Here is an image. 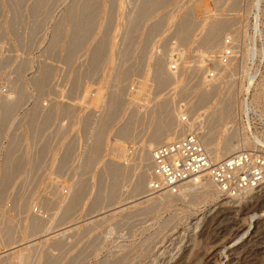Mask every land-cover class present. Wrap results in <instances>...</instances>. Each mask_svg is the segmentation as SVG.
Masks as SVG:
<instances>
[{
    "label": "rangeland",
    "instance_id": "obj_1",
    "mask_svg": "<svg viewBox=\"0 0 264 264\" xmlns=\"http://www.w3.org/2000/svg\"><path fill=\"white\" fill-rule=\"evenodd\" d=\"M181 124L264 156V0H0V264H258L264 185L135 192Z\"/></svg>",
    "mask_w": 264,
    "mask_h": 264
},
{
    "label": "built area",
    "instance_id": "obj_2",
    "mask_svg": "<svg viewBox=\"0 0 264 264\" xmlns=\"http://www.w3.org/2000/svg\"><path fill=\"white\" fill-rule=\"evenodd\" d=\"M234 56V46L231 38L225 39V44L218 61L221 67L229 64ZM171 69L178 70V57L172 60ZM218 73L208 72L207 77L215 78ZM182 120H189L186 108L180 110ZM247 149L238 150L236 154L225 159L213 161L204 147L198 133L191 132L181 138L158 145L152 154V179L148 189L152 194L174 192L185 182L201 185L204 178H211L220 195L240 197L249 189H259L264 185V156H258V162L251 163ZM262 239L264 264V234Z\"/></svg>",
    "mask_w": 264,
    "mask_h": 264
},
{
    "label": "bare ground",
    "instance_id": "obj_3",
    "mask_svg": "<svg viewBox=\"0 0 264 264\" xmlns=\"http://www.w3.org/2000/svg\"><path fill=\"white\" fill-rule=\"evenodd\" d=\"M184 122H186V121H184ZM191 124H193V123H191ZM184 129L185 128L183 125L179 126V127H168V128L161 129L158 132H155L152 135V137L150 138V140L148 141V143H146L144 145L143 150H142L140 157H139V161L141 163H143V168H142L141 174L139 176V180L137 181L136 187H135V192L137 194H142V193H145L147 191L149 192L147 180L152 179V154H153L154 148L158 145L170 142V141L177 139L181 136H185L186 134L184 135V133H185ZM200 129H202V128H200ZM197 133L200 136L204 147L206 148V150L210 154L211 159L213 161H217L220 158L223 159V158H226V157L232 155L240 147V145L232 144V141L231 142L227 141L225 144H223L222 148L219 149V147L216 145L211 146V143L208 142L209 141L207 139L208 137H206L207 135L209 136V134L206 133L207 135L205 136L204 130H200ZM241 147H242V145H241ZM195 185L196 184H193V182H185L179 187V189L176 191V193L168 191V193L164 192L165 193L164 195H166L165 197H169L172 194H179L180 196H183V197H187V196L193 197V199H195V198L196 199L197 198H202V199L208 198L209 199L212 197L213 193L220 194V192L215 187L211 178H204L201 185H199V187L196 186L199 190H196L197 188L195 187ZM253 190L254 189L247 190L246 193L241 194L240 197L247 196ZM161 194H163V193H161ZM161 194H159V195H161ZM74 196H76V195H73V197ZM145 196L146 197L148 196L147 193ZM238 197H235V198H238ZM147 198H148L147 200H150L152 197L149 196ZM162 201L163 200H161V199L158 202L155 201L154 202L155 204H153V205L156 206L158 204L157 206H159V204L162 203ZM262 215H264V213L253 212L250 215V224H249L250 226H249L248 230L245 231L244 234L239 239H236L235 241H233L232 245H229V246H234L238 242H240L241 239L243 238V236H246V234L254 227L255 220L259 219ZM198 225H199V219L196 221V226H198ZM35 228H37V226Z\"/></svg>",
    "mask_w": 264,
    "mask_h": 264
}]
</instances>
